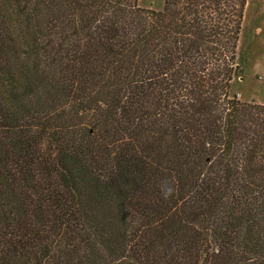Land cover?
I'll return each mask as SVG.
<instances>
[{
    "label": "trees",
    "instance_id": "1",
    "mask_svg": "<svg viewBox=\"0 0 264 264\" xmlns=\"http://www.w3.org/2000/svg\"><path fill=\"white\" fill-rule=\"evenodd\" d=\"M246 4L0 0V264H264Z\"/></svg>",
    "mask_w": 264,
    "mask_h": 264
},
{
    "label": "rangeland",
    "instance_id": "2",
    "mask_svg": "<svg viewBox=\"0 0 264 264\" xmlns=\"http://www.w3.org/2000/svg\"><path fill=\"white\" fill-rule=\"evenodd\" d=\"M238 51L245 58L242 75L234 77L229 96L264 104V0H246ZM165 0H138V6L160 10Z\"/></svg>",
    "mask_w": 264,
    "mask_h": 264
},
{
    "label": "clouds",
    "instance_id": "3",
    "mask_svg": "<svg viewBox=\"0 0 264 264\" xmlns=\"http://www.w3.org/2000/svg\"><path fill=\"white\" fill-rule=\"evenodd\" d=\"M167 194V193H166Z\"/></svg>",
    "mask_w": 264,
    "mask_h": 264
}]
</instances>
